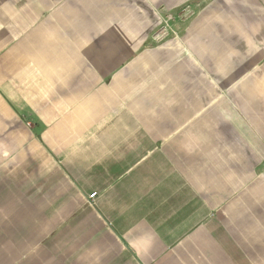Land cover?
I'll list each match as a JSON object with an SVG mask.
<instances>
[{"label": "crops", "instance_id": "crops-1", "mask_svg": "<svg viewBox=\"0 0 264 264\" xmlns=\"http://www.w3.org/2000/svg\"><path fill=\"white\" fill-rule=\"evenodd\" d=\"M0 264H264V0H0Z\"/></svg>", "mask_w": 264, "mask_h": 264}, {"label": "rangeland", "instance_id": "rangeland-1", "mask_svg": "<svg viewBox=\"0 0 264 264\" xmlns=\"http://www.w3.org/2000/svg\"><path fill=\"white\" fill-rule=\"evenodd\" d=\"M163 13V15H162V21H163V19H164V21H163V24H162V26L159 28V30H158V32H156V34H155V38H156V41L157 42H159L160 41V38L161 39H166L167 37H169L170 36V32H169V30H170V28H169V24L167 23H165V21L167 22V21H169V17H170V12L169 11H163L162 12ZM165 25H167L166 26V29H165ZM169 32V33H168ZM165 33V34H164Z\"/></svg>", "mask_w": 264, "mask_h": 264}, {"label": "built area", "instance_id": "built-area-1", "mask_svg": "<svg viewBox=\"0 0 264 264\" xmlns=\"http://www.w3.org/2000/svg\"><path fill=\"white\" fill-rule=\"evenodd\" d=\"M169 18H170V17H169ZM165 23L167 24L166 21H165ZM166 26H167V25H165V29H166ZM164 34H165V33H164ZM95 195H96V192H92V193L89 194V198H93Z\"/></svg>", "mask_w": 264, "mask_h": 264}]
</instances>
